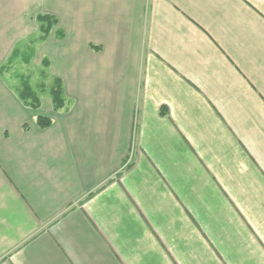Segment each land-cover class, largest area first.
Here are the masks:
<instances>
[{
    "label": "crops",
    "instance_id": "obj_1",
    "mask_svg": "<svg viewBox=\"0 0 264 264\" xmlns=\"http://www.w3.org/2000/svg\"><path fill=\"white\" fill-rule=\"evenodd\" d=\"M0 264H264V0H0Z\"/></svg>",
    "mask_w": 264,
    "mask_h": 264
},
{
    "label": "trees",
    "instance_id": "obj_2",
    "mask_svg": "<svg viewBox=\"0 0 264 264\" xmlns=\"http://www.w3.org/2000/svg\"><path fill=\"white\" fill-rule=\"evenodd\" d=\"M38 20L41 23V40H44L49 36L52 29L57 25V20L56 18L48 15H42ZM39 89L41 93L47 92L50 94L56 111H59L65 107L66 102L64 99V90L61 80L52 79L47 76V74H45L44 80L42 81ZM18 93L20 99L27 107L33 110H38L40 108V95L31 87L29 77L20 78ZM162 114L166 115L165 111L162 112ZM37 124L40 128L45 129L52 125V120L50 118L38 117Z\"/></svg>",
    "mask_w": 264,
    "mask_h": 264
},
{
    "label": "rangeland",
    "instance_id": "obj_3",
    "mask_svg": "<svg viewBox=\"0 0 264 264\" xmlns=\"http://www.w3.org/2000/svg\"><path fill=\"white\" fill-rule=\"evenodd\" d=\"M47 62L44 63V67L42 65H37L36 63L35 64H32L31 66H22L21 68H16L17 70V73L18 71L22 70L20 73L22 74H30L33 79H34V82H40L41 80L43 81V79L41 78V76L39 75V72L43 69H46L47 67ZM34 89L37 90V87L34 86ZM42 99L44 100L46 97H49L48 96V93H44L41 95ZM46 103L47 101L44 102V105L46 107Z\"/></svg>",
    "mask_w": 264,
    "mask_h": 264
}]
</instances>
